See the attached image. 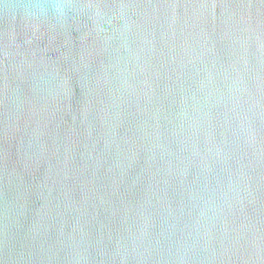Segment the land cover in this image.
<instances>
[{"label": "water", "instance_id": "95a60500", "mask_svg": "<svg viewBox=\"0 0 264 264\" xmlns=\"http://www.w3.org/2000/svg\"><path fill=\"white\" fill-rule=\"evenodd\" d=\"M0 264H264V0H0Z\"/></svg>", "mask_w": 264, "mask_h": 264}, {"label": "clouds", "instance_id": "9594fccd", "mask_svg": "<svg viewBox=\"0 0 264 264\" xmlns=\"http://www.w3.org/2000/svg\"><path fill=\"white\" fill-rule=\"evenodd\" d=\"M49 8L53 9L56 12H61V13L65 10V6L63 4L55 3V4H52L50 6H45V5H40V4L33 5L28 9V11H30V12H47V10Z\"/></svg>", "mask_w": 264, "mask_h": 264}]
</instances>
